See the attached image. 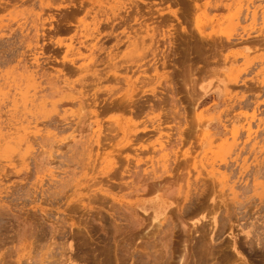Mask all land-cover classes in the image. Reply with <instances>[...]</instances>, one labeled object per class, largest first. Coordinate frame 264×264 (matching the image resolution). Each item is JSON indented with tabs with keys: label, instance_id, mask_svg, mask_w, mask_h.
Returning a JSON list of instances; mask_svg holds the SVG:
<instances>
[{
	"label": "rangeland",
	"instance_id": "374dc122",
	"mask_svg": "<svg viewBox=\"0 0 264 264\" xmlns=\"http://www.w3.org/2000/svg\"><path fill=\"white\" fill-rule=\"evenodd\" d=\"M0 264H264V0H0Z\"/></svg>",
	"mask_w": 264,
	"mask_h": 264
},
{
	"label": "bare ground",
	"instance_id": "6f19581e",
	"mask_svg": "<svg viewBox=\"0 0 264 264\" xmlns=\"http://www.w3.org/2000/svg\"><path fill=\"white\" fill-rule=\"evenodd\" d=\"M190 67V66H189ZM213 69V68H212ZM211 70V69H210ZM213 73V72H212ZM213 74H215V73H213ZM191 80V79H190ZM84 109V108H83ZM83 123V122H82ZM184 166H185V164H184ZM160 226V225H159ZM154 235V234H153ZM213 245V244H212ZM16 263V262H15Z\"/></svg>",
	"mask_w": 264,
	"mask_h": 264
}]
</instances>
